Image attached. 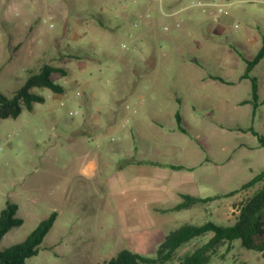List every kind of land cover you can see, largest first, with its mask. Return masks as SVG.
<instances>
[{"label":"rangeland","instance_id":"1","mask_svg":"<svg viewBox=\"0 0 264 264\" xmlns=\"http://www.w3.org/2000/svg\"><path fill=\"white\" fill-rule=\"evenodd\" d=\"M263 36L264 0H0V91L11 97L47 63L66 71L55 75L63 92L36 87L43 101L0 121V211L16 203L23 219L0 250L55 210L27 264H105L125 245L156 257L166 233L185 224L233 223L260 184L156 215L141 237L128 192L137 178L120 166L138 154L182 165L168 168L163 183L175 193L167 203L181 201L179 193L222 195L263 170L264 147L245 129L264 136V57L250 72L258 81L254 113L253 102L241 103L252 100V82L241 78L246 64L236 52L252 58ZM177 112L187 132L177 128ZM79 128L93 134L72 145ZM96 152L109 156L82 172ZM67 159L75 177L61 197ZM209 234L178 248L172 264ZM210 264H264V257L235 239L218 245Z\"/></svg>","mask_w":264,"mask_h":264},{"label":"trees","instance_id":"2","mask_svg":"<svg viewBox=\"0 0 264 264\" xmlns=\"http://www.w3.org/2000/svg\"><path fill=\"white\" fill-rule=\"evenodd\" d=\"M262 40L263 45L252 58H248L242 52L236 50L238 56L246 64L245 72L241 75V78H250L252 82V100H243L241 103L253 102L254 113L260 105L258 81L257 77L250 75V72L264 57V36ZM56 74L62 77L66 74V71L62 66L47 63L41 67L40 71L29 74L25 82L11 97L0 91V121L7 118H16L23 111V107L30 110L35 102L43 101L44 96L33 91L36 87H47L54 92H63V85L57 82ZM213 78L231 83L220 76H213ZM175 117L177 128L182 132H187V129L181 125L180 112H177ZM245 131H251L252 134L256 135L259 145L264 147V136L262 134L253 127H248ZM139 163L159 164V162L151 160H139ZM168 165L173 169L183 168L182 165ZM256 184L260 185L251 195L240 202L238 213L232 224L222 225L213 221H207L201 225L185 224L165 236L157 247L156 257H147L124 247L110 257L105 264H172L174 254L178 248L209 232H212V236L202 245L182 256L178 264H210L217 246L235 239H238L243 247L255 250L264 257V169L244 182L240 188L222 195L201 197L182 193V200L175 204L172 209L181 210L195 203H205L221 196H231L239 192L240 189H246ZM17 209L18 205L16 203L8 202L0 211V240L12 227L23 223V219L16 215ZM56 217L57 212L52 211L48 217L38 223L23 241L0 250V264H27L26 259L38 253L39 245L51 229Z\"/></svg>","mask_w":264,"mask_h":264},{"label":"crops","instance_id":"3","mask_svg":"<svg viewBox=\"0 0 264 264\" xmlns=\"http://www.w3.org/2000/svg\"><path fill=\"white\" fill-rule=\"evenodd\" d=\"M115 1H118V0H107V3L111 4V3H114ZM10 38L12 39V36ZM19 44L20 42L16 44V47L19 46ZM55 93H58V92H55ZM91 133H92L91 131H86L84 129L79 128L73 131L71 137H69V140H71L72 145L76 143L82 144V143H85V141L82 139L86 135L91 134ZM95 136L96 135H93L92 137H95ZM119 149L120 148L118 147L116 148L117 151H119ZM98 155L96 152L95 156L89 158L86 162H81L82 172L90 173L99 168L97 156L103 159L109 156L108 153L105 154L103 152H100V154L98 153ZM139 160L157 161L159 162V164L155 165V164H149V163H139ZM65 161H67V163H65L67 175L65 177V180L63 181V187L58 191V194L61 197L62 196L64 197L67 195L68 189H69L68 184L72 181V178L75 177V171H74L75 164H71L72 162L71 159H67ZM120 167L123 169L130 167L133 170L137 178V183L133 187L129 188L128 192H130L131 195L133 196L132 199L134 200V204H135L134 212H135V215L139 219L138 224H139V230L141 233L140 235H142L144 232H147L148 228H150L151 226L156 225V221H155L156 215L165 214L170 211H179V210L172 209V207L178 202L177 203H167L169 200L174 198L173 194L175 193L173 186H168L166 183L165 184L163 183L164 180L168 179V168L170 166L167 163H163L159 161L158 159H155L152 157L148 158V157H144L143 155L138 154L137 156L130 155L126 157L124 163ZM147 178L149 179L148 183L146 182L148 180ZM142 179H144L145 181H142ZM157 179L160 181V183H157ZM38 194H41L40 190ZM179 194L181 195L182 193H179ZM129 202L130 200L128 201V203ZM128 203L125 202L123 206L127 207ZM57 216H58V212H57ZM167 234L168 233H166V235ZM143 236L144 235H142L141 237ZM211 236L212 234H209V238ZM125 247L133 250V247H131L130 245H125Z\"/></svg>","mask_w":264,"mask_h":264}]
</instances>
